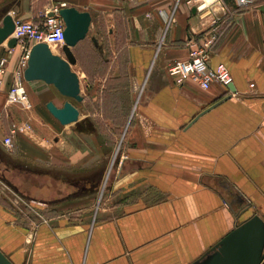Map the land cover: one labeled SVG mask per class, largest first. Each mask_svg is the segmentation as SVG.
<instances>
[{
  "label": "crops",
  "instance_id": "obj_1",
  "mask_svg": "<svg viewBox=\"0 0 264 264\" xmlns=\"http://www.w3.org/2000/svg\"><path fill=\"white\" fill-rule=\"evenodd\" d=\"M248 1L0 0V20L10 14L38 21L55 6L88 12L91 50L123 57L128 102L118 111L124 140L107 196L115 203L93 222L90 182L64 172L79 165L77 154L63 157L61 139L47 144L32 113L6 104L22 50L0 46V59H7L0 76V194L27 198L40 212L47 203L74 206L67 214H75L24 226L0 201V248L13 264H191L253 215L264 220L259 209L242 216L248 205L264 207V0ZM163 16H172L168 28ZM211 32L218 39L210 66L227 67L234 92L168 76L171 64L188 59L189 42ZM81 42L72 49L76 74ZM110 80L119 83L120 75L105 77L102 87ZM39 82H26V90ZM32 119L37 146L17 135L8 151L3 137ZM55 121L48 134L61 125Z\"/></svg>",
  "mask_w": 264,
  "mask_h": 264
},
{
  "label": "rangeland",
  "instance_id": "obj_2",
  "mask_svg": "<svg viewBox=\"0 0 264 264\" xmlns=\"http://www.w3.org/2000/svg\"><path fill=\"white\" fill-rule=\"evenodd\" d=\"M90 36L91 34L80 43L78 48L80 51L78 52L80 53V70L77 76L79 77L80 95L83 100L78 102L74 99L66 98L54 86L44 82L37 83V89L30 91L27 89L28 108L20 104L17 105L20 109L32 113L33 117L44 125L45 131L42 134L38 132L34 127L35 120L32 119L29 124L23 123L20 127L22 129L15 136L20 135L21 138H26L35 146H37L39 141V133L46 136V142L51 146L56 143L55 141L61 139L63 157H68L70 153H74L73 156L77 154L79 165L73 166L74 168L66 167L64 172L72 178L78 176V180L88 179L87 181L90 182L88 187L94 190L92 209V220L94 222L97 213L102 208L115 203V199L109 200L107 196L110 188V178L118 166V159L124 140V133L119 132L117 128V125L123 121V117L119 116L118 111L123 110L124 107L127 108L128 102L125 101L127 86L123 77V57L121 55L117 56V53H103L96 49L91 50ZM53 54L64 57L63 53ZM74 69L78 71L76 64L72 66L73 71ZM116 74L120 75L121 80L119 83L110 80L109 84L107 82L104 86L105 88L102 87V80L105 77L112 78ZM50 101L59 107H62L67 101L71 102L79 111L78 121L66 126L57 125L58 130L53 131V134H48L46 125L56 122V119L46 108V103ZM0 201L5 203L8 210L14 215L16 222L24 226L27 225L28 221L45 220L60 213L70 217L73 213H67L72 212L74 209V206L60 207L55 205V203H47L43 204L45 205L44 211L40 212L37 208L29 207L30 202H32L29 199H16L18 202H15V197L10 196L6 191L0 194ZM246 207H249V209L242 215L243 218L253 213L258 214V209L264 216V207L259 202L256 205H248ZM54 208L58 209L55 211ZM0 250L4 253L1 248ZM5 255L7 256V254Z\"/></svg>",
  "mask_w": 264,
  "mask_h": 264
},
{
  "label": "water",
  "instance_id": "obj_3",
  "mask_svg": "<svg viewBox=\"0 0 264 264\" xmlns=\"http://www.w3.org/2000/svg\"><path fill=\"white\" fill-rule=\"evenodd\" d=\"M52 15V14H50ZM64 23V57L53 54L47 44L39 43L31 47L27 67L24 70L26 82L40 81L52 85L64 97L81 102L80 81L72 70L76 64L73 48L88 34L91 16L86 11H79L74 7H64L59 11ZM14 20L6 14L0 20V46L6 43L10 49L16 47L15 38L7 40L14 31ZM96 44V39L92 38ZM234 92L233 83L228 86ZM49 113L61 124L70 125L78 121L79 111L69 101L62 107L53 102H47ZM241 210H246L242 208ZM264 259V220L253 215L242 222L209 252L191 264H261ZM0 264H13L0 250Z\"/></svg>",
  "mask_w": 264,
  "mask_h": 264
},
{
  "label": "built area",
  "instance_id": "obj_4",
  "mask_svg": "<svg viewBox=\"0 0 264 264\" xmlns=\"http://www.w3.org/2000/svg\"><path fill=\"white\" fill-rule=\"evenodd\" d=\"M222 1V0H218ZM238 6H245L248 0H236ZM199 6L198 9L202 8ZM60 8L58 6L51 7L41 16L40 20H21L13 18L14 31L7 39L15 38L16 47L22 50L18 67L15 71L13 83L9 89L7 96V105L20 104L28 107V94L26 90V81L24 79V70L27 67V61L31 47L35 44L44 43L48 47H55L62 51L64 46V23L59 15ZM52 14V15H50ZM166 28L172 22V16H163ZM217 35L211 32L201 43L189 42V56L186 61L176 62L169 66L168 76L173 78L177 84L186 81L197 84L201 89L207 90L212 84L218 83L223 86L229 93L228 86L232 84V76L224 64H218L216 67L210 66L211 52L217 42ZM6 45V43H5ZM6 49L11 52L6 46ZM6 58L0 59V76L5 72ZM253 88L254 84H250ZM22 128L13 125L9 133L2 139L3 146L11 151L14 148L13 139L16 133ZM264 264V259L261 262Z\"/></svg>",
  "mask_w": 264,
  "mask_h": 264
},
{
  "label": "bare ground",
  "instance_id": "obj_5",
  "mask_svg": "<svg viewBox=\"0 0 264 264\" xmlns=\"http://www.w3.org/2000/svg\"><path fill=\"white\" fill-rule=\"evenodd\" d=\"M50 50L52 53H62V51H60L59 49L55 48V47H50ZM60 56V55H59ZM241 213V212H240Z\"/></svg>",
  "mask_w": 264,
  "mask_h": 264
},
{
  "label": "flooded vegetation",
  "instance_id": "obj_6",
  "mask_svg": "<svg viewBox=\"0 0 264 264\" xmlns=\"http://www.w3.org/2000/svg\"><path fill=\"white\" fill-rule=\"evenodd\" d=\"M75 55V54H74Z\"/></svg>",
  "mask_w": 264,
  "mask_h": 264
}]
</instances>
